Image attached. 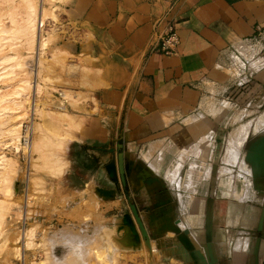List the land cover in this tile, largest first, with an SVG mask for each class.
<instances>
[{
    "label": "crops",
    "instance_id": "0c3cea01",
    "mask_svg": "<svg viewBox=\"0 0 264 264\" xmlns=\"http://www.w3.org/2000/svg\"><path fill=\"white\" fill-rule=\"evenodd\" d=\"M81 2L78 0L76 6L81 11L79 15H85L87 35L92 38L72 51L91 56L94 64L110 75V86L102 88L99 98L104 110L94 116L97 123L84 140L88 144L111 140L110 149L118 148L116 154L124 153L125 182L117 178L114 186L130 187L131 200L130 212L121 216L130 213L133 217L130 204L134 203L146 226L149 222L154 224V231L149 229L151 241L166 237L177 240L172 246L176 244L178 249L166 264H204L201 260H210V253L218 264H255L258 237H262L259 264H264V194L258 193L254 185L251 197L243 194L237 198L228 193L233 202L219 200L210 187L204 203L199 200L198 206L193 204L191 208L188 204L183 210L179 197L188 196L185 189L196 191L203 174L202 162L195 159L191 163L188 180L183 181L179 175L172 182L167 177L169 160L176 151H180L179 160L185 156L184 167L190 157L201 158L211 152L209 147L216 141L217 133L208 130L206 120L210 115L201 110L206 99L261 98L264 1L96 0L84 10V1L82 8ZM158 17L162 23L154 31L152 24ZM171 23L180 44L175 54L167 55L159 46ZM243 127L246 125L235 131L236 137L227 150L233 159L241 154L240 139L249 137ZM120 140L122 144L118 143ZM89 147L96 150L95 145ZM162 150L165 160L158 168L150 161V154H160ZM193 165L201 168L191 174ZM210 167L213 169L214 164ZM240 177L245 182L246 177ZM230 178L225 180L231 185ZM250 202L253 211L252 216H247L252 218L248 221L244 220L240 204ZM166 220L172 225L177 220L184 222L190 229V246L180 242L172 230L175 225L168 230L161 227ZM189 250L195 253L194 258H189L191 261L186 257Z\"/></svg>",
    "mask_w": 264,
    "mask_h": 264
},
{
    "label": "rangeland",
    "instance_id": "374dc122",
    "mask_svg": "<svg viewBox=\"0 0 264 264\" xmlns=\"http://www.w3.org/2000/svg\"><path fill=\"white\" fill-rule=\"evenodd\" d=\"M24 1L27 3V0ZM34 1L36 4V0ZM77 1L43 0L42 3V0H38V9L41 5L44 7V13L41 15L44 27L42 39L47 42L44 47H38L37 44L32 49L27 47L24 36L20 34H16V37H11L8 40V43L13 44L21 54L19 56L22 57L23 67L15 69V72L10 71L9 74L1 78V90L6 89L7 93H13L19 88L22 81L32 83L33 90L35 78L38 79L39 86L35 99L36 106H33L32 97V100H28L31 103L27 102L22 108L16 110V117H18L17 114H21L19 117L22 120L21 124L23 126L31 125L34 144L31 154L29 156L25 154L27 151L23 147L24 144L21 146L23 151L21 158L19 154H13L11 150L2 145V142L7 141L9 137L3 133L2 135L5 137H1L0 133V145H2L0 152L11 157L14 162L16 161L18 169L13 173L15 176L11 174L13 183L10 182L14 187L15 196L13 193L12 198L11 194L5 196L4 191L9 187L12 188L9 183H6L9 187L6 186L4 190L5 181L3 184L1 183L3 187L0 185V190H3L0 192V198L4 199V203H6L4 205L6 207L3 209L5 211L2 210L3 206L0 207V213L2 211L0 214V264H27L28 260H30V264H45L46 262L50 264L54 258L61 257L64 252V243L67 240L76 242V238H79L80 246L86 242L88 245L95 244L97 247L95 258L97 255L98 259H94L95 262L90 264H166L167 259L172 258L174 251L178 249H176V244L175 247L172 246L174 241L177 243V240L166 237L157 242L151 241L149 245L133 218L139 238L137 240L134 225L121 216L124 212H130L128 205L131 200L130 187L114 186L116 179L122 178L120 166H125L124 153L118 151L116 154L115 151L118 148L110 149L111 140L105 144L100 141H96L95 144L89 142L96 146V150H92L84 140V135L92 129L94 123H97L98 118L94 116L100 115L104 110L99 98L102 88L110 86V75L105 72L103 67H97L91 56L72 51L92 38L87 35L85 15L83 17L79 15L81 11L76 6ZM81 1V8L84 1V10V8H90L91 3L94 4L96 0ZM146 1L153 2V0ZM25 2L23 0L22 3L21 0H0V12L3 15L0 14V16L6 27L12 26V16H16L17 21L23 19L28 10L27 6H29ZM13 3L15 5L12 6ZM10 10L12 14L9 12ZM37 13L39 11L36 12V15L40 18ZM37 21L39 23V20ZM160 23H162V18L154 19L152 24L154 31L155 26ZM7 49L10 50L11 47L8 46ZM5 51L8 50L5 49ZM2 52L0 56L4 53ZM10 53L13 54L12 51ZM28 93L33 94L30 90ZM16 97L18 96L16 95ZM10 98L14 97L10 96ZM236 98H208L201 109L202 112L210 115L206 120L209 124L208 130L214 129L217 133L216 141L211 146L212 148L209 147L211 154L208 153L201 158L190 157L185 163V167L184 158L179 160L180 151H176L169 160L168 169L178 170L175 168L179 166L176 163L184 168L178 171L183 181L187 179L189 168L195 159H199L203 165V174L196 191L190 193L186 189L183 190L184 194L189 196L181 195L179 200L182 206H184L185 197L187 199L190 197L188 204L191 208L193 204L198 206L199 200L204 203L210 187L212 194L223 202L233 199L228 196V193H232V191L233 196H237V198H241L243 194L251 197L248 179L254 178L253 169L256 165L264 169V165L261 166L264 156L256 159L253 155H248L251 150L246 152V149L257 136L260 135V141L264 140V127L263 130L261 129L262 132L256 131L263 117L262 113H264V90L261 93L262 99L241 98L237 100ZM20 100L23 98H16L17 102ZM64 111H67L66 115L62 113ZM10 112L8 111L0 117L6 120L7 117L15 114L13 111ZM61 113L63 114L62 118L60 117ZM244 125L247 126L245 131H249V137L240 139V144H243L241 154L237 159H233L231 154L228 156L227 150L230 147L231 139L235 136V131ZM0 126V129L6 128L1 123ZM118 143L122 144L123 140ZM120 156L122 157L120 158ZM115 157L117 160L110 163L111 159H116ZM225 158L228 162H233L234 165L227 164ZM164 160L163 150L160 154H150V161L158 168ZM243 163L247 166H244L247 171L242 168ZM212 164H214V168L210 169ZM174 165L176 166L174 167ZM249 166L252 167L249 168ZM224 167L230 169L223 170ZM196 168L195 171H198L199 166ZM193 169H195V165ZM195 171L193 170L192 173ZM241 175L246 177L245 182L244 179H241ZM226 177H231L230 180L233 177L235 180L229 185L225 180ZM10 179L9 181H11ZM174 180L171 181L174 182ZM211 182L212 186H210ZM126 188L129 192L126 191ZM171 188L174 191L173 186ZM103 189L114 190V194L111 192L109 194L111 197H106ZM252 202L240 204V209L245 212L244 220L247 216L249 217V214L252 216ZM185 206L183 210H185ZM251 219L247 218L248 221ZM164 222L161 227L165 230L175 225L174 222L172 225L169 220ZM235 224L236 222L233 225ZM153 227L154 224L149 222L148 230L154 231ZM190 235L191 233L188 234V236ZM15 237L18 240V243L15 242L20 247V251L14 249V246L17 245L13 241ZM54 243L57 245L56 253L52 257L46 256L49 252L47 246ZM194 254V251L190 250L186 254L189 261L194 258ZM76 259L79 264H82L79 257L69 258L72 264L77 261ZM97 260L100 262L96 263Z\"/></svg>",
    "mask_w": 264,
    "mask_h": 264
},
{
    "label": "bare ground",
    "instance_id": "6f19581e",
    "mask_svg": "<svg viewBox=\"0 0 264 264\" xmlns=\"http://www.w3.org/2000/svg\"><path fill=\"white\" fill-rule=\"evenodd\" d=\"M23 2H25V1L23 0ZM36 2L37 3L35 4V1L34 0H27V3L26 2L25 3L27 5L29 4V6H27L28 7L27 8L28 10H27L25 16L23 17V19L21 21H17L16 20V16H12L11 17L12 18V23H11L12 26L10 25L11 26L10 28H8V27H6L4 25V23L2 21L3 19H1V16H3V15L0 12V14H1V16H0V53L2 51L4 52L5 49L8 50V51H5L4 53L2 52L3 54H1V56H0V81L2 80L1 78L3 76H5L6 74H9L10 71L15 72V69L17 70V69H21L23 67L22 57L19 56L21 54L19 53L18 50H16V47H14L13 44H9L8 43V40L11 37H16V34H20V35L24 36L25 43H26L27 47H29L31 49L36 44H37L38 47H42V46L44 47L45 45H47L46 40L42 39V29H44V27L42 25L43 24V20H41V18H42L41 15H42V13H44V7L41 5L40 8L38 9V6H37L38 5V0H36ZM21 3H22V0H21ZM42 3H43V0H42ZM13 5H15V4L13 3L12 6ZM38 11H39V13H37V14L39 15L40 18H38V16L36 15V12H38ZM9 12L11 13V10ZM9 12H7L8 15L10 14ZM12 12H14V11L12 10ZM6 14H5V16H6ZM9 16H11V15H9ZM11 18H10V21H11ZM37 20H39V23H38ZM8 46L11 47L10 50L7 49ZM11 51L13 52V54L10 53ZM1 65H3V66H1ZM35 79L37 81L35 80L34 85H33V87H34L33 90L34 91L32 90V87H31V84L32 83L30 84L29 81H22L21 84H20V86H19V88L17 90H15L13 93H7L6 89L1 90V88H0V116L1 115H4L5 113H8V111H9V113H11L10 111H13L15 113V114L12 113L14 115H10V117H7L6 120H4L5 118L0 117L2 119V120L0 119V123L2 125H5V127H6V128L2 127L0 129L1 130L0 133H1V135H2V133L3 134H6L9 137V138H7L8 139L7 141L2 142V145L5 146V148L11 150L13 152V154H16V155L19 154V157L20 158H21V153H23V151L21 149V146L24 144L23 143L24 138H28V137L31 136L30 137V141H29V145L28 146H26V145L23 146L24 149H25V151H27L25 153L27 156H29L31 154L32 150L34 149V144H33V133H31V125L29 126V125L26 124V125L23 126L21 124V121L22 120L19 119V117H21L20 116L21 114L20 115L17 114L18 117H16V110H19L20 108H22L23 105H25L28 102L29 99L32 100V97H33V106L34 107L36 106L35 99H36V96L38 94V86L39 85H38V79L37 78H35ZM29 90H30L31 93H33L32 95L28 93ZM16 95L18 97H16ZM10 96H13L14 98H10ZM16 98L17 99H22L23 98V100H20L19 102H17L16 101ZM28 103H31V102H28ZM56 107H58V106H56ZM60 109H62V108L60 107ZM33 111L35 113V108L33 109ZM66 112L67 111H64L62 113H64V115H66ZM62 113L60 114V117L61 118H62V115H63ZM262 114H263V117L260 120V124L257 126V129H256L257 132L259 130H261V129L263 130V127H264L263 126L264 125V113H262ZM22 127H23V129H22ZM26 127L28 128L27 130H26ZM246 127L245 128L243 127V128L246 129ZM248 127H249V125H248ZM260 132H262V131H260ZM1 137H5V136L2 135ZM260 142H262V141H260ZM262 143H264V140H263ZM2 145H0V146H2ZM207 145H208V143H207ZM251 152H253V150H251ZM251 152L248 155L251 154V155L254 156V154H253L254 152L253 153H251ZM262 156H264V153H263ZM250 157L248 158L249 160H250ZM183 158L184 157H182L181 159H183ZM249 160H246V161H249ZM253 161H254V159H253ZM263 161H262V163H263ZM15 162H14V160L11 157L7 156L6 154H3V152L2 153L0 152V185H1V187H3L2 186L3 181H5L3 185H5L6 183H9L10 184V182L13 183L12 182L13 180H12L11 174L14 175L13 173H15L18 170L17 169V165H16L17 162L16 163ZM251 163H252V161H251ZM262 163H261V166L264 165ZM176 165H179V166H176ZM176 165H174V167L176 166L175 168L178 169V170L173 171L174 170L173 169V170L168 171L167 177L169 179H171V180L172 179H177L176 177H178L179 176V173H180L178 171H180V169L183 168L182 166H180L179 163L178 164L176 163ZM244 166L245 165L243 163L242 168H244ZM196 167H198V165H195V169H192L191 172H193V170L195 171L197 169ZM245 167H247V166H245ZM251 167L249 166V168H251ZM199 169H200V167H199ZM244 171H247V170H245V168H244ZM192 174H194V173H192ZM247 174H248V172H247ZM7 176H10V177H7ZM192 177H194V176L192 175ZM9 178H11L10 179L11 181H9ZM230 179H229V181H230ZM230 183H229V185H230ZM248 184H249L248 186H250V189L249 190L252 191L253 190V181H252V178L248 179ZM12 185H14V184H12ZM6 186L9 187V185L6 184L3 187V190H4V188ZM10 186H11V184H10ZM11 187L12 188H10V187L7 188V189L5 188L6 190L4 191V193H6L5 196L6 195L10 196L9 194H11V198H12L13 197L12 193L14 194L15 193V190L13 189L14 188L13 186H11ZM180 187H181V185H180ZM3 190H0V192L1 191L3 192ZM5 196H4V198H5ZM14 196H15V194H14ZM179 198L181 199V195H180ZM185 198H184V202L185 203H183V202L182 203H183L184 206L187 203V206H188V202H189L190 197L188 199H187V197H185ZM4 202H5L4 199H1L0 198V207L3 206L2 207V210L4 209V207H6V206H4V205H6V203H4ZM187 206H185V209H187ZM0 210H1V208H0ZM3 211H5V210H3ZM0 214H2V211H1ZM176 223L177 222L175 221V225H176ZM178 225H179V227H184L185 230H187V228L184 226L185 224L183 222L180 221V223H178ZM18 238H19V235H18ZM76 239H77L76 242H71L72 240H67V242L64 243V245H63L64 246L63 247L64 252L61 255V257L58 258V259L57 258H54L50 262V264H72L71 261L69 260V258L72 257V256H74L76 258L79 257L80 262H82V264H90V263L95 262L94 259H98V256L97 255H96L97 258H95V254L97 253V251L95 250L97 248L95 246V244L88 245L86 242H83V245L80 246V244H79V238H76ZM13 241L14 242L16 241L18 243V240L16 239V237L14 238ZM47 247L49 249V252H47L48 255H46V256H48V257L51 256L52 257L54 255V253H56L55 251L57 249V245L54 243V244H50ZM14 249L17 250V251H20V247L18 246V244L16 246H14ZM28 261L30 262V260H28ZM99 262L100 261L97 260L96 263H99ZM45 264H48V263L46 262ZM73 264H79V261L77 260V261L73 262Z\"/></svg>",
    "mask_w": 264,
    "mask_h": 264
},
{
    "label": "water",
    "instance_id": "95a60500",
    "mask_svg": "<svg viewBox=\"0 0 264 264\" xmlns=\"http://www.w3.org/2000/svg\"><path fill=\"white\" fill-rule=\"evenodd\" d=\"M259 138H260V135L257 136L256 138H254V140H252L248 144L247 149H246V152L253 150L254 157L256 159H259L262 156V153L264 152V143H260L258 141ZM121 157L122 156H120V158ZM253 171H254L253 185L255 187V190L260 194H264V169L255 166ZM120 172L122 174V181L125 182V168L122 165L120 166ZM103 192L106 194V197H111V195H109L111 192H113V194H114V190L103 189ZM130 207H131L133 217H134L135 221L137 222L138 226L140 227L142 235L147 240V242H149V245H150L151 236H150L149 230L146 227V224H145L143 218L140 216L138 209L134 203H131ZM263 208H264V205H263ZM124 217L126 218V220H128V222L130 224L134 225V227L136 229L137 240H139L137 228H136V225H135V222L133 220L132 215L130 213H126L124 215ZM178 223H180V220H177V223L175 226H173L172 230L176 233L178 239L180 240V242H182L183 245L187 246V243H188V245L190 246L192 242L189 241L190 239L188 240V237H187V235L189 234L188 233L189 229L186 231L185 230L182 231V229L179 227ZM261 228H262V223L260 224V230H261ZM261 243H262V237H258L256 239V245L254 247L255 264H259V253H260ZM209 258H210V260L204 258L201 261H203L204 264H218L213 253H210Z\"/></svg>",
    "mask_w": 264,
    "mask_h": 264
},
{
    "label": "built area",
    "instance_id": "2783aa9c",
    "mask_svg": "<svg viewBox=\"0 0 264 264\" xmlns=\"http://www.w3.org/2000/svg\"><path fill=\"white\" fill-rule=\"evenodd\" d=\"M260 1H264V0H260ZM179 44H180V38L178 36L175 25L172 23L168 24L166 31L161 39V43L159 46L160 51H162L163 53L167 55H173L177 52ZM27 129L28 128L26 127V130ZM30 137L24 138V141H23L24 145L26 146L29 145ZM24 158L25 157L23 154V159Z\"/></svg>",
    "mask_w": 264,
    "mask_h": 264
},
{
    "label": "flooded vegetation",
    "instance_id": "af4514ba",
    "mask_svg": "<svg viewBox=\"0 0 264 264\" xmlns=\"http://www.w3.org/2000/svg\"><path fill=\"white\" fill-rule=\"evenodd\" d=\"M241 179H243V177H241ZM232 180H233V182H234L235 178L232 177ZM230 191H231V190H230ZM229 195H232V196H233V191H232V193H229Z\"/></svg>",
    "mask_w": 264,
    "mask_h": 264
}]
</instances>
